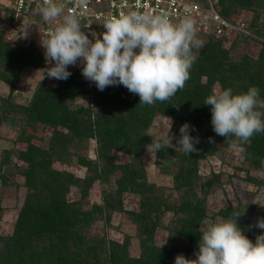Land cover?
<instances>
[{"label": "trees", "instance_id": "obj_1", "mask_svg": "<svg viewBox=\"0 0 264 264\" xmlns=\"http://www.w3.org/2000/svg\"><path fill=\"white\" fill-rule=\"evenodd\" d=\"M213 1L217 2L216 10L219 15L226 20L231 12L252 10L257 16L264 8V0ZM239 36L240 39H245L242 34ZM221 41V37L207 35L197 52L193 47L196 60L189 70L190 78L185 82L184 88L167 101H156L152 105L140 104L139 96L130 93L123 85L108 86L104 91H99L92 82L89 105L71 110L70 103L87 92L84 89V79L75 74H71L67 80L58 81L55 87L40 81L25 106L14 105L10 101L22 69L40 68L43 55L35 48L34 42L27 43L25 47L19 42H5L3 32L0 31V81L10 86L7 96H0V122L10 113L17 112L22 114L25 127L35 128L37 124H44L53 128L46 151L28 142L29 137L22 138L27 142V150L19 152L17 157L26 164L25 169L19 172L26 193L12 236L5 239L0 237L4 241L0 257L12 262L11 264H84L85 261L79 257L84 249L78 228L80 218L88 222L91 213H79L74 205L71 206L75 208L69 207L70 204L63 200L64 194L69 187L75 186L85 197L94 180L108 183L117 171L119 176L114 180V190L104 192L100 205L93 207L99 211L103 207L118 210L121 193L129 190L138 194L140 208L137 213L132 214L136 219L141 218L138 226L140 243L149 242L154 227L150 215H158L172 208L163 193L151 196L155 191L152 185L146 183L141 162L144 147L156 139L146 133L156 114L187 122L195 129L190 130V135L199 139L194 145L196 151L188 155L166 145L155 153V160L161 166L177 163L172 178L175 190L182 193V200L175 204L174 210L176 214L185 216L181 218V231L175 230V235L188 240L186 250L196 251L201 235L198 224L203 219L205 210L204 199L197 197L196 189L200 188L199 192L206 194L211 186L209 179L200 182L196 162L214 152L216 138H225L213 131L211 106L205 105L204 101L213 94L212 87L215 83L221 89L232 88L234 93L246 92L250 86H256L260 89V98L264 99V49L256 60L248 61L250 58L243 57L240 62L232 63L228 60V51L221 48ZM57 127L67 132L59 131ZM84 139L95 140L96 160L86 166L83 157L74 156L78 165H84L91 172L89 177L81 179L71 172L51 168V158L60 163L69 162L73 156L67 152L68 145L75 140L79 144ZM225 139L233 142L235 137L230 135ZM240 146L244 147L248 160L251 157L264 158V133L254 134L250 143ZM112 150L128 154V162L115 164ZM6 159L9 161V156ZM249 210L251 211V207ZM220 213L223 216L242 213L236 220L242 234L246 237L251 235L252 238L259 235L256 231L248 230L249 213L238 208ZM78 214L81 216H77ZM9 245L13 247L12 254L7 251ZM18 245L22 249L21 256L14 250ZM145 250L138 258L124 259L115 254L109 255V264H167L166 261L161 263L157 260L161 251H153L151 247H147L148 251Z\"/></svg>", "mask_w": 264, "mask_h": 264}, {"label": "rangeland", "instance_id": "obj_2", "mask_svg": "<svg viewBox=\"0 0 264 264\" xmlns=\"http://www.w3.org/2000/svg\"><path fill=\"white\" fill-rule=\"evenodd\" d=\"M215 9L217 2L211 0ZM252 10H242L231 12L227 22L233 27H240L243 32L235 30L227 36L221 37V48L228 51V60L232 63H238L243 57L256 60L259 53L264 49V8L255 16ZM5 12L0 11V31L3 32V39L7 43H13L15 37L21 38L22 31H12L7 27ZM195 27V26H194ZM234 30V29H233ZM195 40L200 42L194 47L197 52L201 42L207 35H213L209 28L196 30ZM242 34L245 39H240ZM217 36V35H216ZM201 37V38H199ZM23 43V42H22ZM39 42L34 43L35 48L43 55V49L39 47ZM21 44V43H20ZM26 43L22 44L25 47ZM45 68L44 63L40 68L26 67L19 74L16 86L11 94L10 101L14 105L25 106L28 104L35 87L40 81L47 85L55 87L60 80L49 78L40 70ZM81 67L69 66L68 71L73 75H81ZM84 89L87 91L79 95L76 100L70 103L71 110L78 107H87L90 103L92 92V82L84 79ZM222 90L218 83L212 87L213 93ZM10 91V86L3 81H0V96L6 97ZM94 111V109H92ZM171 122L169 134L172 137L171 145L166 146L178 149L176 140L179 138V128L184 122H180L165 115L156 114L147 129V134L156 139H166L168 135V121ZM23 116L20 113L12 112L7 118L0 122V237H11L17 219L18 211L24 201L26 189L23 186V179L19 172L25 169L26 164L17 155L19 152L27 150V142L22 140L28 138V142L40 147L46 151L49 143V137L53 135V128L37 124L35 128L25 127L22 123ZM59 131L66 133L65 129L57 127ZM95 140L84 139L81 143L75 140L71 145H68L67 152L73 157L67 163H60L51 158L49 163L53 170L68 171L75 176L83 179L89 177L91 172L86 170L84 165L90 166L92 161L96 160V144ZM215 150L210 154L205 155L196 162L197 174L200 177V182L209 179L211 186L206 194L196 189V194L199 199H204V217L198 224V230L201 223L206 219L214 220L216 216H221L224 219H233L234 216H223L220 212L227 210L240 209L242 212L249 213V231H256L259 235L262 229L256 227L258 219H264V158L251 157L248 160L245 156V149L242 146L233 147L232 142L222 139H215L213 144ZM81 156L84 160V165H78L75 161V156ZM111 155L115 164H126L129 155L119 150H112ZM9 156V161L6 157ZM141 162L143 164L146 183L153 186L154 193L162 194L167 199L168 204L172 207L161 214H151V223H153V233L149 242L140 243V232L138 226L141 224V218H137L132 213H137L140 208L139 195L129 190L121 193L120 209L113 210L103 207L102 211L94 209L93 205L98 206L101 203V196L104 192H112L115 188L114 180L119 176L117 171L108 183H102L94 180L90 188H88L84 197L81 191L71 186L65 192L63 200L69 207L79 209V213H91V218L88 222L80 218L78 232L81 237L84 253L79 256L85 261L84 264H109V255H118L121 258H138L144 249L151 247V250L160 252L157 260L161 263L166 261L167 264H174V258L178 254H183L187 259H196L194 250H186L188 240L183 237H177L175 230H180L182 227L181 218L185 215L175 213V204L182 200V193L175 190L173 183V174L177 169V163L165 164L161 166L155 160V153L148 151L144 147L141 153ZM47 164L46 161H43ZM161 166V167H160ZM74 205V206H71ZM251 207V211L249 208ZM248 208V209H247ZM163 211V210H162ZM77 216H81L78 214ZM78 225V224H77ZM177 227V228H176ZM242 231V230H241ZM248 235L250 241L255 243L253 238ZM3 240H0V250L2 249ZM14 246V244H13ZM15 253L18 256L22 255V249L19 245ZM8 252L12 254L13 247L8 246ZM12 258V257H11ZM10 258V259H11ZM82 261V260H81ZM12 263V262H11ZM0 257V264H11Z\"/></svg>", "mask_w": 264, "mask_h": 264}, {"label": "clouds", "instance_id": "obj_3", "mask_svg": "<svg viewBox=\"0 0 264 264\" xmlns=\"http://www.w3.org/2000/svg\"><path fill=\"white\" fill-rule=\"evenodd\" d=\"M76 3L83 6L86 0ZM63 12L64 5L54 0H42L37 10L44 21H56ZM102 25L106 29L103 33L86 35L74 12L64 14L41 42L46 67L40 72H46L49 78L67 80L71 76L68 67L82 65V77L93 82L97 90L123 85L145 105L167 101L184 88L196 60L193 46L200 43L194 38L191 19L173 24L165 14L122 12L110 15ZM204 104L211 106L213 131L221 137H235L233 147L250 143L254 134L264 133V99L256 86L240 93L222 89L209 95ZM165 119L167 138L153 139L147 145L148 151L157 153L171 145V122ZM190 130L195 129L187 122L182 124L176 140L177 148L186 155L196 151L194 145L199 142ZM241 214L228 220L221 216L206 218L199 228L196 259L178 254L174 264H264V233L256 236L255 243L246 238L236 223ZM256 227L264 230V219H258Z\"/></svg>", "mask_w": 264, "mask_h": 264}, {"label": "built area", "instance_id": "obj_4", "mask_svg": "<svg viewBox=\"0 0 264 264\" xmlns=\"http://www.w3.org/2000/svg\"><path fill=\"white\" fill-rule=\"evenodd\" d=\"M54 2L64 5L62 16L70 11L76 14L82 27L81 31L86 35L90 32H96L98 35L103 33L106 31L102 25L105 20L110 15L119 16L122 12L165 14L173 24L188 18L192 20L196 30L207 29L209 26L214 35L222 37L235 30L244 31L240 27H233L222 18L211 0H86L83 6H78L76 0ZM41 3L42 0H0V11L6 13L7 27L12 31H22V39L15 37L14 42H39V47L43 49L41 42L47 38L48 31L55 27L62 16L56 21L42 20L37 13ZM135 51L138 52V49ZM43 63L45 65V59Z\"/></svg>", "mask_w": 264, "mask_h": 264}]
</instances>
